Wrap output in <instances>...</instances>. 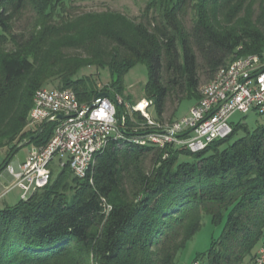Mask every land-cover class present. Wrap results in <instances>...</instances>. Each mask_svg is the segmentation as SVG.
Wrapping results in <instances>:
<instances>
[{
    "label": "trees",
    "instance_id": "16d2710c",
    "mask_svg": "<svg viewBox=\"0 0 264 264\" xmlns=\"http://www.w3.org/2000/svg\"><path fill=\"white\" fill-rule=\"evenodd\" d=\"M248 55L264 60V0H152L139 22L64 0H0V149L11 155L41 128L27 129L39 89H71L82 103L111 92L126 102L124 78L144 64V99L167 126L168 101L197 103L219 70ZM89 68L108 71L110 83L77 78ZM260 116L255 128L233 124L228 138L192 153L132 143L144 119L127 115L125 138L109 144L85 179L66 166L27 200L0 208V264H176L203 215L226 222L193 262L254 260L264 245ZM53 130L29 145L45 146Z\"/></svg>",
    "mask_w": 264,
    "mask_h": 264
},
{
    "label": "built area",
    "instance_id": "2783aa9c",
    "mask_svg": "<svg viewBox=\"0 0 264 264\" xmlns=\"http://www.w3.org/2000/svg\"><path fill=\"white\" fill-rule=\"evenodd\" d=\"M115 97L124 110L122 121L117 106L108 98L82 103L71 89H39L33 98L27 129L34 132L51 120L53 136L45 146H34L25 163L8 166L12 185L3 196L18 188L22 192L21 200L25 201L47 187L56 161L61 170L68 166L75 177L85 179L109 144L125 138L121 123L127 131L126 116L132 118L135 113L144 121L132 127V143L160 149L185 148L192 153L204 151L233 133L232 118L236 114L252 111L264 114V60L258 55H248L219 70L190 112L167 126L153 117V101L143 99L131 105ZM58 115L62 119L54 121ZM190 130L188 135L176 137ZM246 264H264V245L256 258Z\"/></svg>",
    "mask_w": 264,
    "mask_h": 264
},
{
    "label": "rangeland",
    "instance_id": "374dc122",
    "mask_svg": "<svg viewBox=\"0 0 264 264\" xmlns=\"http://www.w3.org/2000/svg\"><path fill=\"white\" fill-rule=\"evenodd\" d=\"M68 7H78L82 12H119L130 19L137 22L140 18L146 14L148 6L152 3V0H64ZM150 15H157V10H151ZM93 76L99 87H105L110 83V74L106 70H96L95 68L84 69L77 75V78H83L85 76ZM148 81V70L146 65L139 64L131 69L124 78V86L126 88L124 98L128 104H136L145 98L143 89ZM54 85L49 86L50 89H54ZM196 105L195 100H185L177 108V100L172 99L168 101L165 117L175 121L187 115L190 110ZM177 108V110H176ZM176 110L175 116L173 112ZM152 111V110H151ZM153 112V117L156 119V114ZM232 122L236 124H244L250 130L255 128L258 123L263 122V118L256 112L252 111L248 114H236L232 118ZM243 132H240L237 137H241ZM33 145H27L20 149L12 158L10 166H17V164H23L26 162L29 154L33 151ZM10 155V148L0 149V167H2ZM181 160H190L189 158H181ZM55 176L61 171L57 165V161L52 166ZM8 166L5 171L0 174V208L13 207L21 201V190L15 188L8 194L3 196L8 187L12 185V182L7 179L5 172L7 173ZM226 218L223 223L214 225L210 216L203 215L202 227L199 233L194 239L188 243L187 247L182 250L176 260V264H193V260L199 254H204L208 251L211 243L218 239L223 231ZM264 242V239L262 240ZM261 242V243H262ZM193 262V263H191ZM196 262V261H195Z\"/></svg>",
    "mask_w": 264,
    "mask_h": 264
},
{
    "label": "water",
    "instance_id": "95a60500",
    "mask_svg": "<svg viewBox=\"0 0 264 264\" xmlns=\"http://www.w3.org/2000/svg\"><path fill=\"white\" fill-rule=\"evenodd\" d=\"M103 98H108L109 100H111V101L117 106L118 113H119V117H120V120L122 121V119L124 118V110H123L121 104L118 103V101H117L115 95H114L113 93H111V92H103V93L98 94V96L95 98V101H97V100H101V99H103ZM61 119H62V116L58 115V116L55 117L54 121H58V120H61ZM51 122H52L51 120H47V121L41 126V128L39 129V131H38L35 135H33V136L27 138L26 140H24L21 144H19V145L15 148V150L11 153L10 157L7 159L6 163L0 168V174H1L3 171L6 170L7 166H9V164H10V162H11L13 156H14V155H15L20 149H22L23 147H25V146L31 144L32 141L36 140V139L42 134V132L46 129V127H47ZM121 131H122L124 134H126V131L124 130V128H123V124H122V123H121ZM191 131H192V130L187 131V132H185V133H183V134H180V135H178V136H176V137H178V138L184 137V136L188 135Z\"/></svg>",
    "mask_w": 264,
    "mask_h": 264
},
{
    "label": "crops",
    "instance_id": "0c3cea01",
    "mask_svg": "<svg viewBox=\"0 0 264 264\" xmlns=\"http://www.w3.org/2000/svg\"><path fill=\"white\" fill-rule=\"evenodd\" d=\"M5 176L7 177V179L9 180V181H11L12 179H11V177L9 176V174L8 173H6L5 172ZM192 263V262H191Z\"/></svg>",
    "mask_w": 264,
    "mask_h": 264
}]
</instances>
